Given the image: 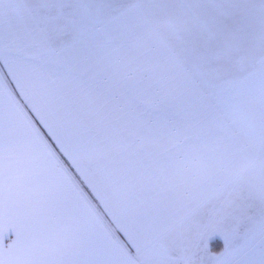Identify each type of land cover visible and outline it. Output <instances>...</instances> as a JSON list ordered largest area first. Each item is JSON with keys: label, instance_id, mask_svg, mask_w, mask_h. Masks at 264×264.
Returning a JSON list of instances; mask_svg holds the SVG:
<instances>
[{"label": "snow or ice", "instance_id": "6c2138e0", "mask_svg": "<svg viewBox=\"0 0 264 264\" xmlns=\"http://www.w3.org/2000/svg\"><path fill=\"white\" fill-rule=\"evenodd\" d=\"M0 264H264V0H0Z\"/></svg>", "mask_w": 264, "mask_h": 264}]
</instances>
